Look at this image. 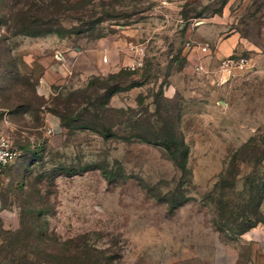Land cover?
I'll list each match as a JSON object with an SVG mask.
<instances>
[{"label": "rangeland", "instance_id": "obj_1", "mask_svg": "<svg viewBox=\"0 0 264 264\" xmlns=\"http://www.w3.org/2000/svg\"><path fill=\"white\" fill-rule=\"evenodd\" d=\"M131 44L144 65L111 80L103 111ZM86 109L112 135L80 127ZM60 111L79 120L65 127ZM145 129L171 146L182 134L186 165ZM0 135L21 151L0 180L8 264H59L85 246L118 264H264V200L262 222L233 236L215 192L250 140L230 201L264 177V0H0Z\"/></svg>", "mask_w": 264, "mask_h": 264}, {"label": "trees", "instance_id": "obj_2", "mask_svg": "<svg viewBox=\"0 0 264 264\" xmlns=\"http://www.w3.org/2000/svg\"><path fill=\"white\" fill-rule=\"evenodd\" d=\"M57 33V32H56ZM17 34H26L37 36L39 34H33L26 30L23 27L22 30L16 31ZM135 72L130 70L122 71L120 74L112 75L106 83H104L105 89L107 92L103 98V101L99 103V107L105 110H112L109 107L108 99H110L115 93H117L120 89L117 86L111 85V80H116L119 78L125 79L124 76L133 75ZM116 78V79H115ZM99 80H93L90 82V86L94 85ZM119 112H124V110H119ZM70 113V111H69ZM67 112H59L58 115L62 119V125L68 127L73 123V121L79 120L77 118H72ZM86 117L90 116L92 119L87 120L84 124H80V127L87 129H94L97 132L101 133L104 136L112 135V132L108 130L105 124H102L104 121V114H96L93 116L89 109L85 111ZM71 114V113H70ZM161 131V130H160ZM158 130H148L145 129L141 134H138V137L143 139L144 141L160 144L166 146L170 151L171 155L178 160V163L182 166L186 165L187 157L189 154V146L184 141V137L181 134V140L177 143H174V146H171L168 140H164L161 132ZM150 135L151 138L147 136ZM163 139V141H162ZM253 140H250L244 146H242L239 150L236 151L234 156L231 159V162L228 168L221 174L220 183L216 185L215 192L218 195L217 201V212H218V226L220 229L225 232L232 234L233 236H238L244 234L246 231L250 230L252 227L256 226L258 223L262 222V217H260V206L264 200V177L257 178L256 182L252 181L250 186H252V190L250 191V195L248 199L243 198V194H245V189L240 193L241 195V203H234L230 201L231 196L234 194V185L236 183V177L239 175V172L234 171L233 166H238V164L244 163L245 159L248 157L247 152L249 151V147L251 146ZM253 188H256V192L253 191ZM230 189V193L228 190ZM183 203L176 204L172 206V209L182 205ZM230 223L232 226H230ZM69 242V241H67ZM76 255L71 257H63L59 264H118L115 263L110 257L104 256V251H98L97 249H92L87 246L82 248L81 250L75 253ZM17 264H23L21 261H18Z\"/></svg>", "mask_w": 264, "mask_h": 264}, {"label": "built area", "instance_id": "obj_3", "mask_svg": "<svg viewBox=\"0 0 264 264\" xmlns=\"http://www.w3.org/2000/svg\"><path fill=\"white\" fill-rule=\"evenodd\" d=\"M130 52L133 54V62L129 65L130 71L136 72L143 67L145 51L142 46L131 44ZM247 61L244 57H228L223 60L224 66L230 68L236 64H244ZM50 133V129L48 131ZM21 151L8 138L0 135V180L8 169L12 168L19 160Z\"/></svg>", "mask_w": 264, "mask_h": 264}, {"label": "crops", "instance_id": "obj_4", "mask_svg": "<svg viewBox=\"0 0 264 264\" xmlns=\"http://www.w3.org/2000/svg\"><path fill=\"white\" fill-rule=\"evenodd\" d=\"M234 37L235 36H230L229 38H227L226 40H225V43L226 44H228V45H230V46H232L234 43H236V41L234 40ZM63 39L62 38H60V37H58V35H56V34H54V36L52 35L51 37H50V41L51 42H59V41H62ZM101 41L102 40H99V42L101 43ZM98 42V43H99ZM99 45H101V44H99ZM98 50H100L101 52H102V54L105 52V50L106 51H108V49L107 48H98ZM129 61H131V58L129 57ZM131 62H128V64H130ZM42 87H43V89H42V92L43 93H46V92H48L49 91V87H50V91H51V80H50V85H49V81H48V79H47V77H46V75L44 76V78L42 79ZM9 170V169H8ZM7 170V171H8ZM251 231H249V232H247L245 235L246 236H249V235H251ZM0 264H8L7 262H5L4 260H2L1 258H0Z\"/></svg>", "mask_w": 264, "mask_h": 264}]
</instances>
